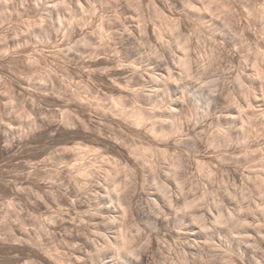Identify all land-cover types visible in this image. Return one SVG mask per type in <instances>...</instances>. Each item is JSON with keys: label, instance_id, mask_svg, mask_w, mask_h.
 <instances>
[{"label": "clouds", "instance_id": "1", "mask_svg": "<svg viewBox=\"0 0 264 264\" xmlns=\"http://www.w3.org/2000/svg\"><path fill=\"white\" fill-rule=\"evenodd\" d=\"M0 264H264V0H0Z\"/></svg>", "mask_w": 264, "mask_h": 264}]
</instances>
